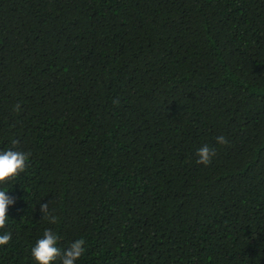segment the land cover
I'll return each mask as SVG.
<instances>
[{
  "label": "trees",
  "instance_id": "16d2710c",
  "mask_svg": "<svg viewBox=\"0 0 264 264\" xmlns=\"http://www.w3.org/2000/svg\"><path fill=\"white\" fill-rule=\"evenodd\" d=\"M13 139L0 264L48 227L76 264H264V0H0Z\"/></svg>",
  "mask_w": 264,
  "mask_h": 264
},
{
  "label": "clouds",
  "instance_id": "9594fccd",
  "mask_svg": "<svg viewBox=\"0 0 264 264\" xmlns=\"http://www.w3.org/2000/svg\"><path fill=\"white\" fill-rule=\"evenodd\" d=\"M219 144L226 143L225 138L216 137ZM18 141L12 140L11 146L0 149V229H5L9 221V208L16 204L15 196L10 194L8 182L16 179L27 168L29 153L17 147ZM215 149L203 144L196 150L197 163L207 165L215 156ZM41 216L49 224H56L58 217L49 209V201L41 202ZM60 235L52 228H45L42 234L30 247V256L35 264H76L86 252L85 241L77 238L66 247H60ZM12 239V233L7 230L0 231V246L7 245Z\"/></svg>",
  "mask_w": 264,
  "mask_h": 264
}]
</instances>
